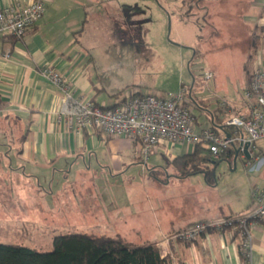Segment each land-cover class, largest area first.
I'll list each match as a JSON object with an SVG mask.
<instances>
[{
	"label": "crops",
	"instance_id": "obj_1",
	"mask_svg": "<svg viewBox=\"0 0 264 264\" xmlns=\"http://www.w3.org/2000/svg\"><path fill=\"white\" fill-rule=\"evenodd\" d=\"M35 1L0 0V9L25 7ZM180 2L187 3L191 20L200 16L206 22L204 30L211 37L230 33L247 39L253 69L258 65L264 68V0ZM98 3L99 0H47L44 17L21 39L0 36V214L18 217L41 212L59 224L65 216L81 214L91 224L102 225L139 216L156 232L155 240H147L146 245H159L166 235L197 222L247 214L254 205V192H264L263 161L239 156L236 162L241 161L246 172L241 186L229 194L210 193L220 183L208 182L203 172L195 173L205 177L196 190L190 179L195 174L187 175L182 165L175 164L177 158L193 154L196 145H160L151 156L162 155L168 163L153 167L151 178L158 185L188 183L189 191L183 203L177 202L168 212L165 200L161 206H147L143 201L134 208L131 203H121L125 199L118 202V193L112 190L119 181L130 187L127 174L139 168L137 165L144 164L143 172L148 169L141 158L142 145L123 137H105L99 130L79 134L59 120L61 93L42 74L45 65L59 70L77 95L102 107L117 106L132 95L117 99L121 90L111 88L101 78L96 58L82 42L89 31V16L99 11ZM199 31L201 35L202 29ZM251 75L247 73L245 88ZM222 103L217 111L200 113L204 116L202 122L195 114V132L214 129L228 135L233 129L225 126L227 119L248 115L246 99L234 107L227 103L223 107ZM195 107L201 109L196 104L194 112ZM262 153L264 149L258 154ZM234 156L235 153L214 166L227 159L235 170ZM252 235L253 252L248 264H264V219L252 227ZM164 247L171 250V264H247L241 255V240L231 230L208 231L191 243L171 242Z\"/></svg>",
	"mask_w": 264,
	"mask_h": 264
},
{
	"label": "rangeland",
	"instance_id": "obj_2",
	"mask_svg": "<svg viewBox=\"0 0 264 264\" xmlns=\"http://www.w3.org/2000/svg\"><path fill=\"white\" fill-rule=\"evenodd\" d=\"M179 1L99 0V11L89 16V31L82 42L96 58L101 78L111 88L121 90L117 99L139 91L143 94L178 92L185 86L191 89L193 100L201 108L195 107V114L202 122L204 116L200 113L217 111L219 102L234 107L245 99L246 77L253 72L254 61L247 39L230 33L211 37L204 30L206 22L200 16L191 20L186 12L187 3L183 5ZM191 43L193 48H188ZM207 72L213 74L212 79L205 78ZM257 145L259 153L264 149V140ZM166 159L162 155L151 156L144 172L143 163L137 165L139 168H132L127 174L130 187L119 181V186L111 189L118 193V202L125 199L121 203H131L130 207L135 208L143 201L147 206H161L165 200L167 212L177 202L182 204L184 194L189 191L188 183L158 185L150 176L153 167L167 166ZM229 164L227 159L217 166L208 164L210 169L214 166L215 182L220 183L210 193L229 194L241 186L242 177L246 176L242 162H236L235 170ZM190 179L196 190L199 183L205 182L201 174ZM43 214H19L18 217L13 213L0 214V243L51 251L53 239L60 235L121 236L137 246H144L147 240L152 242L156 237L153 226L142 222L139 216L102 225L91 224L81 214L65 216L60 224Z\"/></svg>",
	"mask_w": 264,
	"mask_h": 264
},
{
	"label": "built area",
	"instance_id": "obj_3",
	"mask_svg": "<svg viewBox=\"0 0 264 264\" xmlns=\"http://www.w3.org/2000/svg\"><path fill=\"white\" fill-rule=\"evenodd\" d=\"M47 11V0H36L25 7L11 5L0 9V36L9 35L21 39L25 33L38 23ZM42 74L61 93L59 120L68 129L82 133L99 130L105 137H123L142 145L141 158L147 163L155 150L163 144L205 142L212 155L219 158L223 153L233 150L239 156L248 152L252 160L264 162V154H258L257 142L264 140V68H254L245 88L248 107L247 116L234 115L225 122L233 133L220 135L214 129L195 132L197 118L191 92L183 87L178 92L146 93L135 92L114 107H102L92 100H84L77 95L71 82L52 65H45ZM205 78H213L211 72ZM225 107L226 103H222ZM264 219V192H254V205L242 216L226 217L211 221L194 223L188 228L169 234L159 245L171 242H193L208 231L224 232L231 230L241 240V255L250 261L253 252L252 227Z\"/></svg>",
	"mask_w": 264,
	"mask_h": 264
},
{
	"label": "trees",
	"instance_id": "obj_4",
	"mask_svg": "<svg viewBox=\"0 0 264 264\" xmlns=\"http://www.w3.org/2000/svg\"><path fill=\"white\" fill-rule=\"evenodd\" d=\"M194 102L197 104L196 100ZM233 153L230 149L219 158H215L208 145L201 142L196 145L193 154L177 158L175 164L182 165L187 175L203 172L208 182H212L215 176L208 163L216 164L224 158L231 157ZM244 261L248 264L246 259ZM171 262L170 248L157 244L137 246L125 241L121 236L60 235L53 239L51 251L0 243V264H171Z\"/></svg>",
	"mask_w": 264,
	"mask_h": 264
},
{
	"label": "water",
	"instance_id": "obj_5",
	"mask_svg": "<svg viewBox=\"0 0 264 264\" xmlns=\"http://www.w3.org/2000/svg\"><path fill=\"white\" fill-rule=\"evenodd\" d=\"M245 155H246V157H247V159H250L251 158V155H250V153L248 152V145L246 146V148H245ZM235 160H234V162H236V160L238 159V157H239V152L238 151H236L235 152Z\"/></svg>",
	"mask_w": 264,
	"mask_h": 264
},
{
	"label": "bare ground",
	"instance_id": "obj_6",
	"mask_svg": "<svg viewBox=\"0 0 264 264\" xmlns=\"http://www.w3.org/2000/svg\"><path fill=\"white\" fill-rule=\"evenodd\" d=\"M240 115V114H239Z\"/></svg>",
	"mask_w": 264,
	"mask_h": 264
}]
</instances>
